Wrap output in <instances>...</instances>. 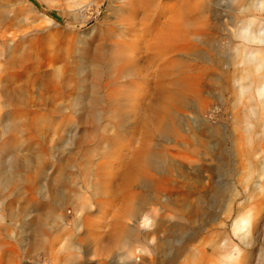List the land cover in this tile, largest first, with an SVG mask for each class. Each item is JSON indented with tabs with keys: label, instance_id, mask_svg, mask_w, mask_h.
Listing matches in <instances>:
<instances>
[{
	"label": "rangeland",
	"instance_id": "374dc122",
	"mask_svg": "<svg viewBox=\"0 0 264 264\" xmlns=\"http://www.w3.org/2000/svg\"><path fill=\"white\" fill-rule=\"evenodd\" d=\"M28 2L0 0V264H264V0ZM150 150L163 166L125 182Z\"/></svg>",
	"mask_w": 264,
	"mask_h": 264
},
{
	"label": "bare ground",
	"instance_id": "6f19581e",
	"mask_svg": "<svg viewBox=\"0 0 264 264\" xmlns=\"http://www.w3.org/2000/svg\"><path fill=\"white\" fill-rule=\"evenodd\" d=\"M23 1L26 5L24 3H21V4H23V6L17 7L16 9H14L15 12L18 11L19 13H21L24 10H26L27 7L32 8L31 4L28 2V0H23ZM129 2L131 5H134V6L140 4V7H141L140 10L144 12V2H146V0H129ZM205 7H206V5H204V4L203 5L202 4H200V5L199 4L198 5L191 4V5H189V7L185 8V9H183L182 7L179 8L180 12L179 13L176 12V14L173 16V24L167 30H165L162 34L163 39H161L160 42H161V46L164 47V48H162L163 51L168 52L170 50H173V48L176 50L179 48V45L177 46V43H180V42L183 43L186 36L189 35V33H191V31H190L191 29L186 28L187 26H185V25H189L190 22H192V21L195 22L197 20H200V18L203 16L204 12H206V10H207V8H205ZM31 10L33 12V8ZM140 10H137L136 12L141 13ZM139 24L144 25V20H143V22L140 21ZM253 24H254L253 21L249 22V26L246 29L245 39H247L251 43H254L256 41L261 42V38L258 36L257 30H250V28H249ZM115 26H117V25H115ZM130 26H131L130 32L134 31L135 36L139 37V35H141L140 34L141 30L136 31V27L138 26V24L134 23L133 19H130ZM146 30L147 29L143 30V32L145 33ZM110 35L112 38L117 37V30H115L114 27H113V30H110ZM120 44H121V42L116 43V45H120ZM160 52H162L161 49L158 50V53H160ZM113 58H114V62L116 61V58H117V60L120 58L123 61L121 69L118 70L119 74H117L118 76H122V77L126 76V75H131L132 69L135 67L134 64L139 63L136 60H131L126 55L122 56V54H119L118 57L116 56V58L114 56ZM99 59H100V57H99ZM258 59H260V58H258ZM98 62H99V60H98ZM177 65H178V63H176V66ZM95 66H97V69L99 70L100 65H97V62H96ZM257 68H258V66H257ZM202 69L203 68H201L200 71H202ZM97 75H99V72L97 73ZM259 85H260L259 86L260 94L264 93V78L263 79L260 78ZM92 92H93V95H92V98L88 104L89 105L88 106L89 107L88 108V110H89L88 115H90V116L96 115V110H98L103 104V98L100 96L99 90L96 88V90H94ZM114 99L117 101L116 97ZM164 163H165L164 155H161V153H159L157 151L150 150V151L142 154L140 157H138L133 162V164L131 165V170L129 172H127L125 177H124L125 182L137 181V182H140V185L142 186L144 183H147L146 178L145 177L143 178L144 171L158 170L163 166ZM55 181H56V179H54L52 181V183H51L52 187L55 185L54 184ZM152 188H153V190H155V184H153ZM156 188H157V186H156ZM56 192H57V190H56ZM56 192H54V189H53V191L51 190L50 193H49V191L47 193V195H48V205L46 208L47 213L51 212V206L52 205L54 206V203L57 202V195L56 194H58V192L57 193ZM145 202L146 201H143V200L139 201L136 205L135 212H139L143 208ZM149 220H150L149 218L145 217L144 220H142V225L145 227L149 226V223H148ZM241 223H243V221H236V223L234 225L235 228L237 229ZM155 226H156V224H155ZM156 229H157V231L161 229V223L157 224ZM33 232H34V230H33ZM132 233H133V231L129 232L127 234V236L125 234L122 237V240L120 242L127 244L128 243L127 240L130 238ZM33 241H35V240H33ZM180 250H181V248H179V249L177 248L174 250V253H172V257H171L172 259L170 261V264H173V262L176 260V257H177ZM148 260L151 261V259H149V258H148Z\"/></svg>",
	"mask_w": 264,
	"mask_h": 264
},
{
	"label": "trees",
	"instance_id": "16d2710c",
	"mask_svg": "<svg viewBox=\"0 0 264 264\" xmlns=\"http://www.w3.org/2000/svg\"><path fill=\"white\" fill-rule=\"evenodd\" d=\"M49 15H50L51 17H53V18H56V19L60 20V17L57 15L56 12H50Z\"/></svg>",
	"mask_w": 264,
	"mask_h": 264
}]
</instances>
